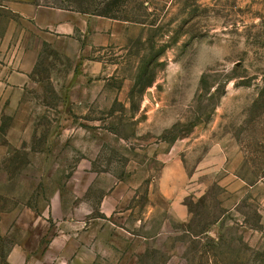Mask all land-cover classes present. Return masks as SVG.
<instances>
[{"label":"rangeland","instance_id":"374dc122","mask_svg":"<svg viewBox=\"0 0 264 264\" xmlns=\"http://www.w3.org/2000/svg\"><path fill=\"white\" fill-rule=\"evenodd\" d=\"M11 69L0 264H264V0H0Z\"/></svg>","mask_w":264,"mask_h":264},{"label":"crops","instance_id":"0c3cea01","mask_svg":"<svg viewBox=\"0 0 264 264\" xmlns=\"http://www.w3.org/2000/svg\"><path fill=\"white\" fill-rule=\"evenodd\" d=\"M51 22H53V20H51ZM61 25L63 28L64 25H68V21H62ZM26 77L27 74L20 70L11 69L5 72L0 70V97L10 92L11 89H17L18 86L23 84Z\"/></svg>","mask_w":264,"mask_h":264}]
</instances>
